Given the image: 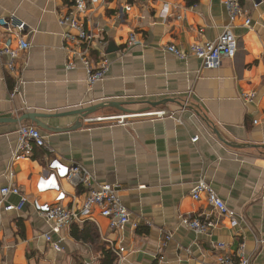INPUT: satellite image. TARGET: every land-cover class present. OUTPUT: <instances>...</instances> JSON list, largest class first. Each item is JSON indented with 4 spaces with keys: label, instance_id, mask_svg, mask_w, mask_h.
Masks as SVG:
<instances>
[{
    "label": "crops",
    "instance_id": "0c3cea01",
    "mask_svg": "<svg viewBox=\"0 0 264 264\" xmlns=\"http://www.w3.org/2000/svg\"><path fill=\"white\" fill-rule=\"evenodd\" d=\"M225 1L88 2L81 22L109 62L104 78L89 89L76 57L74 68L66 69L65 49L71 46L58 19L72 0H0V17L23 23L29 44L18 59L0 56V187L15 186L27 198L19 212L0 207V264H100L99 254L73 236L87 222L51 234L61 252L42 238L51 226L31 202L45 195L36 196L35 189L47 173L45 154L35 149L30 158L12 161L19 125L39 129L54 158L81 165L93 184L117 187L130 223L111 230L97 211L88 222L100 241L122 253L117 264H214L220 244L234 259L242 253L251 264H264V0H241L248 27L241 17L229 22ZM226 27L237 41L235 57L204 69L189 55L190 46L214 41ZM132 35L136 43L129 45ZM6 42L16 46L14 35L0 28V50ZM168 45L187 57L166 53ZM249 93L255 96L246 102L242 95ZM109 102L123 103L128 114L104 108L85 119L57 116ZM153 112L164 116L135 117ZM27 114L43 117L39 122L48 130L25 119ZM116 116L128 118L124 125L87 122ZM200 179L236 214L235 226L203 198H191ZM60 185L64 206L79 208L83 189ZM18 202L8 196L3 204ZM188 216L216 226L207 235L195 234L180 223Z\"/></svg>",
    "mask_w": 264,
    "mask_h": 264
},
{
    "label": "built area",
    "instance_id": "2783aa9c",
    "mask_svg": "<svg viewBox=\"0 0 264 264\" xmlns=\"http://www.w3.org/2000/svg\"><path fill=\"white\" fill-rule=\"evenodd\" d=\"M97 1L100 0H72L71 9L67 13H64V15H60L58 19L59 25L65 28L63 39L71 46V49H65L69 55L66 69L74 68L72 59L76 57L83 66L86 85L89 89L104 78L109 67L108 59L102 49L104 46L95 42L93 36L85 30L84 23L81 22L82 17L85 16L88 2ZM224 6L230 23L241 17L243 18L244 26H249L250 20L241 8V0H226ZM125 8L129 10V6ZM0 28L12 33L16 42L14 48L10 46L9 42H6L0 50V56L7 55L12 61L18 59L20 55L29 49V44L23 36L24 24L11 17L9 19L0 17ZM135 43L134 35L130 36L128 44L132 45ZM93 50L97 51V60L91 55ZM164 50L178 59H185L187 57L186 53L181 52L173 45L166 46ZM237 50L236 38L229 27H226L214 41L191 45L189 55L198 59L204 69H218L222 60L233 59ZM12 61L8 65V68L11 70L14 67ZM254 96V93H249L242 95V98L246 102H251ZM163 116L164 112H153L135 117L161 118ZM127 118L128 116H116L108 119H88L87 122L106 121L124 125ZM16 135L17 145L12 155L13 162L30 158L35 149H39L45 154L47 173L37 180L35 189L37 194L54 193L55 197L52 204L40 203L39 200L34 199L31 202V206L41 218L50 224V232L43 234L42 238L55 252H61L62 249L59 242L53 241L51 234L59 235L61 231L68 229L71 225H81L84 222H91L95 211L102 218L108 220L111 230L122 231L130 223L129 212L118 197L117 187L108 184H93L92 177L81 165L72 164L68 166L58 161L54 158L52 149L47 145L45 138L36 127L19 125ZM196 141L197 138L192 140V142ZM61 181H67L74 189H83L84 198L79 208L64 206L67 195L61 188ZM8 196L19 198V202L16 205L3 204V201ZM190 196L193 200L203 198L217 216L227 219L231 226L236 225V214L226 207L224 202L203 179L195 183L191 189ZM26 202L27 198L20 193L17 187H0V207L4 213L19 212L24 208ZM180 223L198 235H207L216 226L215 223L207 219L201 221L189 216L183 217ZM132 227L137 228V225L133 224ZM170 239L171 235H166L164 239L165 243ZM218 248L221 250V253L215 257L214 264H251L250 260L244 257L242 253L234 259L223 252V244L218 245ZM116 253L118 263L121 260L122 253ZM30 264H36L35 260L30 261ZM38 264L50 263L39 261Z\"/></svg>",
    "mask_w": 264,
    "mask_h": 264
},
{
    "label": "trees",
    "instance_id": "16d2710c",
    "mask_svg": "<svg viewBox=\"0 0 264 264\" xmlns=\"http://www.w3.org/2000/svg\"><path fill=\"white\" fill-rule=\"evenodd\" d=\"M72 232L77 241L90 245L93 251L99 254L100 264H117V251L107 243L100 241L94 225L87 222L80 230L75 228Z\"/></svg>",
    "mask_w": 264,
    "mask_h": 264
},
{
    "label": "water",
    "instance_id": "95a60500",
    "mask_svg": "<svg viewBox=\"0 0 264 264\" xmlns=\"http://www.w3.org/2000/svg\"><path fill=\"white\" fill-rule=\"evenodd\" d=\"M166 101L163 102H158V103H148L145 102L144 104L149 105L150 107H157L159 105L164 104ZM124 104L123 103H114V102H109V103H103V104H99V105H95L92 107H88V108H84V109H79L76 111H72L70 113H64L62 115H57V116H77L79 119H85L88 116L96 113L98 110L104 109V108H114L117 109L118 111L122 112V113H127V111L125 109H123ZM128 114V113H127ZM25 119L32 121L37 127L41 128V129H46V127H44L39 120L43 117H41L40 115H36V114H27L25 117ZM225 144H227L230 147L233 148H239L238 146L235 145H231L228 144L226 142H224Z\"/></svg>",
    "mask_w": 264,
    "mask_h": 264
},
{
    "label": "rangeland",
    "instance_id": "374dc122",
    "mask_svg": "<svg viewBox=\"0 0 264 264\" xmlns=\"http://www.w3.org/2000/svg\"><path fill=\"white\" fill-rule=\"evenodd\" d=\"M67 191L68 192H72L73 189L71 187H69V188H67ZM45 195H47V194H45ZM45 195H42V196L38 197L39 198V202L40 203H50V204H52L53 203V199L55 197V194L54 193H49L50 199H48L49 197L45 196ZM36 196H38V194Z\"/></svg>",
    "mask_w": 264,
    "mask_h": 264
}]
</instances>
